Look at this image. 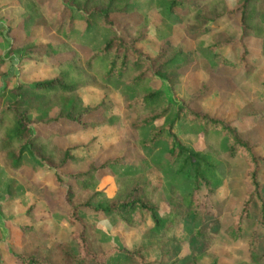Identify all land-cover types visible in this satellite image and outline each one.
<instances>
[{
  "label": "trees",
  "instance_id": "trees-1",
  "mask_svg": "<svg viewBox=\"0 0 264 264\" xmlns=\"http://www.w3.org/2000/svg\"><path fill=\"white\" fill-rule=\"evenodd\" d=\"M20 1L27 15L14 29L24 32L25 38L12 44L24 45L36 59L47 57L57 73L50 79L18 83L8 90V98L0 97V163L9 171L29 167L48 173L56 191L61 192L60 211L73 230L60 244L47 250L25 247L14 255L15 262L150 264L140 253L141 248H103L95 237L94 225L84 221L80 212L109 215L128 226L149 218L151 225L144 234L148 238L155 236L161 250L173 241L175 226L183 222L192 243L190 253L182 258L169 253L172 257L157 264H198L220 227L231 240L246 239L252 262L262 259L264 237L256 231L243 234L244 221L249 220L253 210L257 222L264 224V199L258 178L263 165L262 157L253 150L256 144L243 138L231 121L194 107L204 88L177 102L173 118L168 119L170 105L162 84L171 86L187 68L222 73L242 68L250 72L253 50L264 59V0H241L231 7L223 0H168L165 17L179 16L180 28L192 38L237 17L238 36L226 30L212 31L202 57L168 40L160 43L154 56L144 52L138 43L148 29L137 15L140 4L135 0ZM39 27L49 28L58 39L33 43L29 31ZM82 36L88 41H83ZM97 38L99 43L92 46ZM234 45L240 48L236 59L222 53ZM95 82L118 89L122 107L132 113L127 127L133 135L122 138L129 149L134 153L160 149L149 161L175 182L167 188L165 218L158 216L156 186L148 184L135 169L119 173L114 170L126 164L121 155L107 157L98 164L91 161L80 168L85 156L76 151L77 147L55 142V137L84 130L103 120V112L110 104L102 102L89 107L77 94L81 86ZM255 116L264 120V99ZM178 120L199 128L205 144L202 149L193 151L181 143L173 132ZM68 124L75 128L69 129ZM236 160L246 164L248 188L229 222H222L218 203L212 196L228 176L231 162ZM105 177H112L114 190L103 200L97 199V187ZM19 228L23 235L29 230L34 232L29 227ZM175 246L174 243L171 253L177 251Z\"/></svg>",
  "mask_w": 264,
  "mask_h": 264
},
{
  "label": "rangeland",
  "instance_id": "rangeland-1",
  "mask_svg": "<svg viewBox=\"0 0 264 264\" xmlns=\"http://www.w3.org/2000/svg\"><path fill=\"white\" fill-rule=\"evenodd\" d=\"M135 1L140 4L137 15L148 29L146 36L138 45L151 56L157 53L162 41L168 40L173 45L180 44L184 50H191L196 57H202L211 42L212 31L226 30L232 36L239 34L237 17H231L228 21H222L213 27L212 31L192 38L180 28L177 21L179 16H175L174 19L165 17L168 0ZM223 1L227 7H231L241 0ZM157 3L162 5L158 6ZM26 15V9L20 0H0V97H3V100L8 98V90L16 84L50 79L57 73V69L47 57L40 56L36 59L24 45L12 44L13 41L17 43L25 38L24 32L15 31L14 27ZM29 33L35 44L54 42L58 39L47 27L34 28ZM98 38L91 43L92 46L99 43ZM81 39L86 41L88 38L82 36ZM239 52L238 45L222 50L224 55L232 59H236ZM252 52L254 55L249 59V64L253 69L250 72L242 68L227 69L223 73L203 69L193 71L187 68L183 70L177 82L171 86L162 84V89L165 100L170 105L168 119L173 118L177 102L186 99L192 91L204 88V92L194 102V107L201 112L231 121L243 138H248L251 143L256 144L253 150L262 157L263 168L258 178L264 199V120L260 118L261 116H255V110L264 99V59H261L254 50ZM77 94L84 105L94 107L105 102L110 104V108L103 112V120L98 124L55 137V142L60 146L77 147L76 151L85 156L79 164L80 168H85L91 161L98 164L107 157L121 155L126 164L114 170L119 173L135 169L148 184L156 186L155 200L160 210L158 216L165 218L167 188L174 180L167 172L156 168L149 161L160 152V149L134 153L122 141V138H130L133 135L127 127L132 113L126 112L122 107L118 89L95 82L81 86ZM66 126L69 129L75 128L71 124ZM173 132L190 150L197 151L205 146L199 128L189 126L185 120H178L174 124ZM143 155V158H139ZM245 167L243 160L231 162L228 176L212 196L218 203L222 222H229L248 188L244 175ZM10 183L11 190L8 188ZM97 190L100 191L97 199L103 200V197L110 196L114 190L112 177L103 178ZM60 197L61 192L56 191V185L49 174L41 169L32 171L29 167H22L17 171H9L0 163V264H17L14 255L23 252L25 247L36 246L47 250L67 238L73 228L68 225L60 211ZM80 216L84 221L94 225L95 237L103 248L113 246L128 250L141 248L140 253L150 264H157V261H163L169 256L182 258L191 251L192 243L183 222L175 226L173 241L164 244L161 250L155 236L148 238L144 234L151 225L149 218H146L145 222L128 226L121 221H115L109 215L80 212ZM244 222V235L256 231L264 237V224L260 225L257 222L254 210L249 220ZM19 226L29 227L34 232L29 230L23 235ZM221 230L220 227L213 242L198 259V264H264V257L255 263L249 259L245 238L231 240ZM24 243L27 244L23 245ZM174 243L177 251L171 253ZM169 253L172 256L167 255Z\"/></svg>",
  "mask_w": 264,
  "mask_h": 264
}]
</instances>
